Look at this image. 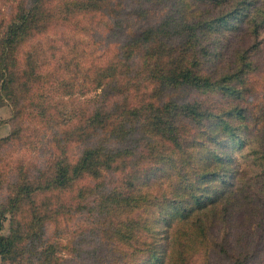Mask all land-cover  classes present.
<instances>
[{
  "label": "rangeland",
  "instance_id": "1",
  "mask_svg": "<svg viewBox=\"0 0 264 264\" xmlns=\"http://www.w3.org/2000/svg\"><path fill=\"white\" fill-rule=\"evenodd\" d=\"M29 5L42 17L13 66L29 52L43 81L0 92V233L22 238L5 264H152L149 249L155 264H264V0H0V38ZM181 66L239 96L164 87ZM193 100L223 122L178 116L179 140L166 139L169 103ZM96 140L112 155L99 177L33 190ZM207 163L219 177L194 190ZM132 193L145 197L115 203Z\"/></svg>",
  "mask_w": 264,
  "mask_h": 264
},
{
  "label": "trees",
  "instance_id": "2",
  "mask_svg": "<svg viewBox=\"0 0 264 264\" xmlns=\"http://www.w3.org/2000/svg\"><path fill=\"white\" fill-rule=\"evenodd\" d=\"M42 11L43 10L41 7H31L30 5L26 8L20 7V9L16 11V14L8 19V23L5 26V31L0 38V92H6L16 99L25 96L21 94L23 91L28 93L30 92L28 87H20V84L23 83H20V79H23L27 76L26 80L30 83L35 82L38 84L40 81H43V77L40 76L38 72H36L37 65H35L33 61L29 60L28 58L29 52L23 54V63L21 69L13 66L17 61L16 56L19 45H21V42L24 40L31 38L30 36L33 33L32 30L38 26L40 21L39 17H42V14L40 13ZM26 54L28 56H26ZM30 57H32L31 52ZM160 77L162 78L160 81L161 84L167 88L185 85L197 89H210V91L221 90L227 95H233L235 97L239 96V94L236 92L237 90L234 87L220 84L219 80L221 79H212L211 76H203L193 72L190 68L182 66L173 72L164 71ZM223 80L226 81L225 78H223ZM169 105H172L173 108L177 109L179 112H176L177 114H174L170 121H165L169 126V129L165 132V137L174 143H177L180 138L177 124L178 116H182L188 121H200L204 118L216 117L218 118V123L216 124L220 125V123L223 122L220 114H214L210 109L202 107V101L193 100L192 102H181L180 104L172 101L169 103ZM98 108H93V113L89 112L92 119L98 117ZM230 112L233 116L237 115L238 118L244 117L243 109L238 108V110H236V108H233ZM39 115L42 118L45 116L51 117L54 115H61V120L59 122L60 124L61 122L62 124H69L71 121L80 119L82 117V113L77 112V110H68L65 112H57L54 115H49L48 110L42 109L39 112ZM94 120L95 119H93L92 122H95ZM161 123L162 120L155 122L158 127L161 125ZM6 140H9V137H7ZM111 157V154L105 153L103 143L96 140L92 144L85 145L80 156L73 163L60 157L54 159L53 162H51V169L53 170L51 177L47 178L44 183H37V185L33 187V190L40 191L49 189L51 187H65L73 179L80 178L85 175L92 176L94 178L99 177L105 168L104 165L106 164V161ZM206 159H209V157H206ZM218 161L223 164L225 159L223 157H219ZM209 167V163H207L204 167H201V174H199L197 178L194 179V182H190V186H192L194 190L204 189L208 186L200 182L207 180L210 184L209 179H203L205 175H210L213 178L219 177V173L217 171H211V168L210 171H208ZM27 190V187L22 188V192ZM144 197L145 195L143 194L136 195L132 193L131 195L117 197L115 203L117 205H120L122 202L136 203L139 198ZM199 199L202 201L205 199V202L210 200L208 196ZM173 208L179 207L177 205H173ZM164 219L166 218H163V220ZM166 223H168V221H166ZM1 229L2 222L0 218V231ZM21 241L22 238L15 232L10 233L8 236H3L0 233V264H5L6 262H11L14 260V255L17 253V249L19 248ZM149 250L150 262L152 264L157 263V261H155V258L158 260L157 254L153 252V249ZM233 264H243V261L238 258Z\"/></svg>",
  "mask_w": 264,
  "mask_h": 264
}]
</instances>
